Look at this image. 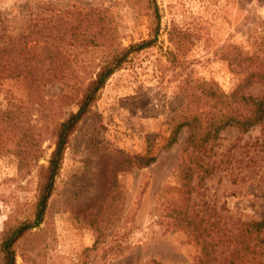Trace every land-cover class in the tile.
<instances>
[{
  "label": "rangeland",
  "instance_id": "1",
  "mask_svg": "<svg viewBox=\"0 0 264 264\" xmlns=\"http://www.w3.org/2000/svg\"><path fill=\"white\" fill-rule=\"evenodd\" d=\"M155 3L160 16L155 44L130 55L110 75L77 124L55 179L47 224L39 227L45 232L21 243L15 264H194L199 248L190 231L177 224V211L264 218V123L246 132L222 129L213 148L214 171L202 185L193 177L190 194L182 186L187 128L166 146L183 77L214 79L231 92L245 76L248 62L240 58L264 57V0ZM146 5V0H0V16L10 33L20 35L33 19L50 24L58 14L68 15L63 11L96 7L115 42L127 45L148 36ZM172 27L187 32L191 43L178 50L168 38ZM67 56L69 81L43 86L41 104L27 102L21 80L0 82L1 107L25 104L26 124H43L39 164L52 148L51 121L77 107L70 86L86 81L105 51L70 46ZM241 90L264 96V82ZM16 138L0 125V232L10 215H26L35 196L36 165L33 158L22 161L14 150ZM143 155L155 160L144 165L131 159Z\"/></svg>",
  "mask_w": 264,
  "mask_h": 264
},
{
  "label": "trees",
  "instance_id": "2",
  "mask_svg": "<svg viewBox=\"0 0 264 264\" xmlns=\"http://www.w3.org/2000/svg\"><path fill=\"white\" fill-rule=\"evenodd\" d=\"M146 2L148 36L127 45L115 42V32L96 7L63 11L68 15L60 13L50 24L46 19L41 23L38 18L33 19L27 33L20 35L10 33L6 20L0 16V82L7 78L21 80L27 102L31 104L42 103L41 92L46 84H67L71 74L67 71L70 46H98L105 51V58L98 63L96 71L86 81L70 86L68 92L77 99L76 109L52 120L47 128L52 148L45 163H38L43 154V124L38 121L26 124L28 106L25 104L0 106V125L16 135L14 150L22 161L33 158L37 175L35 196L27 203L26 215L15 212L4 222L0 232V264H15L21 243L31 235L44 234L45 229L39 227L47 224L49 199L70 135L89 112L106 80L130 55L155 44L160 16L155 0ZM168 38L178 50L191 43L188 33L176 27L169 30ZM169 53L175 60L174 51ZM240 60L248 62L245 76L231 92H226L214 79L186 76L179 81L166 146L174 144L179 131L187 128L181 158L182 186L186 194L194 188L193 177L197 178V185H202L214 171L213 148L222 129L235 126L240 132H246L264 123V96L241 90L255 81L264 82V57L250 54ZM131 159L148 165L155 157L143 155ZM212 215L205 218L185 209L176 212L177 224L190 231L198 245L200 255L194 264H264V218L244 220L218 213Z\"/></svg>",
  "mask_w": 264,
  "mask_h": 264
}]
</instances>
